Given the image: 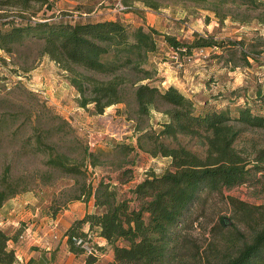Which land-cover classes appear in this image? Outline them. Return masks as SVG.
<instances>
[{
  "label": "rangeland",
  "instance_id": "1",
  "mask_svg": "<svg viewBox=\"0 0 264 264\" xmlns=\"http://www.w3.org/2000/svg\"><path fill=\"white\" fill-rule=\"evenodd\" d=\"M156 5L151 9L133 0H0L2 31L26 21L94 23L112 18L132 27L139 24L154 29L156 40V49L144 65L154 72L152 79L140 80L143 75L131 70L120 73L125 78L121 87L123 102L111 105L102 114H95L93 105L78 106L77 91L69 84L68 73L43 55L42 40L24 38L11 46V53L0 50V179L9 177L19 192L16 202L29 214L19 224H26L21 242L31 240V225L45 220L51 231L57 226L55 217L61 218L71 207L79 213L77 201H84L88 188L94 190L100 180L115 186L118 199L128 200L130 188L149 174L160 175L169 168V159L152 158L137 148L138 129L158 130V123L166 121L163 114L154 111L149 118L139 119L134 90L140 84L177 87L194 103L197 112L226 110L234 117L237 106L247 105L255 114L264 115V105L256 96L259 90L264 91L261 11L232 4L202 6L183 0L158 1ZM168 36L183 45H190L198 37L212 38L219 46L203 47L204 56L197 57V48L174 50L164 39ZM246 55L248 65L243 61ZM45 72L51 75V82H57V88L39 86ZM35 134L69 158L79 174L65 175L47 166V155L34 146ZM235 141L240 155L254 164L255 152L264 147V130L246 128ZM163 142L176 146L169 140ZM179 142L203 156L202 146L195 141L179 138ZM260 177L261 183L256 186L198 194L180 223L169 232V262L203 264L205 259L214 261L225 253L234 254L249 243L252 233L243 223L224 228L218 223L232 217L226 198L264 205V173ZM129 204L137 206L135 201ZM9 212L0 214L6 234L11 231L4 222ZM88 235L101 247L96 235ZM100 257L107 259L108 254L101 252Z\"/></svg>",
  "mask_w": 264,
  "mask_h": 264
},
{
  "label": "trees",
  "instance_id": "2",
  "mask_svg": "<svg viewBox=\"0 0 264 264\" xmlns=\"http://www.w3.org/2000/svg\"><path fill=\"white\" fill-rule=\"evenodd\" d=\"M133 1L153 9L157 7L156 2L167 0ZM183 1L202 6L232 4L258 10L264 25V0ZM154 34V29L134 28L118 21H26L4 31L0 29V50L11 53V46L24 38L42 40L43 55L68 73V82L77 91L78 106L86 108L93 105L94 113L102 114L111 105L123 102L121 87L125 78L120 73L131 70L143 75L140 80L152 79L154 72L145 69L144 65L156 49ZM164 39L179 52L184 48L219 46L212 38L198 37L190 45L180 44L169 36ZM246 58L247 55L243 61L248 65ZM80 69L102 79L81 73ZM256 96L264 105V91L259 90ZM134 99L139 119L149 118L151 111L165 116L166 121L158 123V130L138 129L137 148L152 158L169 159V168L160 175L149 174L130 188L131 198L128 200L118 199L115 186L104 180H100L94 190L88 188L87 195L82 194L85 200L93 196L97 212L86 214L82 220L74 222L64 236L68 250L84 256L86 264L95 263L103 249L94 244L98 254L84 255L77 240L87 239L94 228L98 230V237L112 249L113 261L109 264H171L167 258L168 245L172 242L169 232L180 223L198 194L219 193L242 185L256 186L261 183L260 176L264 173V147L255 152L252 164L234 146L244 129L264 130V115L255 114L247 105L237 106L234 117L226 110L197 112L194 103L175 87L165 89L151 84L137 86ZM179 138H188L202 146L203 156L182 145ZM34 139L36 149L47 155V166L65 175L79 174V168L58 153L54 146L45 144L41 135L35 134ZM164 140L176 146L170 147ZM86 157L93 159L91 154H86ZM92 165L96 166L95 160ZM8 178L4 175L0 179V210L4 203L19 194ZM131 201H135L137 206L131 207ZM226 201L232 217L220 219L219 226L235 227V223H243L252 233L251 240L234 254L225 253L214 261L205 259L203 264H264V205L253 206L234 198H226ZM86 224L89 230L83 233ZM21 234L8 235L0 229V264H21L13 249L8 248L10 240H20Z\"/></svg>",
  "mask_w": 264,
  "mask_h": 264
},
{
  "label": "crops",
  "instance_id": "3",
  "mask_svg": "<svg viewBox=\"0 0 264 264\" xmlns=\"http://www.w3.org/2000/svg\"><path fill=\"white\" fill-rule=\"evenodd\" d=\"M96 21H116L112 18L108 19H102V20H96ZM95 21V22H96ZM121 23V22H120ZM123 24V23H122ZM125 24V23H124ZM129 25L130 24H125ZM144 28V25H139ZM137 26V27H138ZM132 27V26H131ZM136 26L134 28H137ZM147 29V28H145ZM42 80L39 83V86L43 84L45 88L47 87L49 90L55 89L57 87L55 81L51 82L52 77L51 75H48L46 72L44 74H41ZM161 83V81H158ZM177 88V87H176ZM179 89V88H177ZM180 92V90H178ZM161 123V122H160ZM19 197L16 196L14 198L9 199L4 205L2 206L0 210V214L2 212L5 213L6 210L10 209V212L8 213V216L4 222L5 226L8 228H11V231L8 235H13L15 232H18V235L20 233H23L25 231V225H22L24 217L29 216L28 213H25L21 210V203H17V199ZM15 201V202H14ZM78 205L80 206L78 211L79 213H76L74 208H70L69 212L65 211L64 215L59 217H55V220L57 221V228L48 231L49 230V223L45 220H41L39 224L35 223L31 225L30 227V236L31 240L27 242H21L19 239L16 241L10 240L8 243V248L13 249L16 255V259L21 264H86L85 257L82 255H76L72 253L70 250H68L67 243H66V237L64 234L67 230L72 226V224L76 221H80L84 218L86 214H93L97 212V209L93 203V196L84 199V201H77ZM1 214V215H2ZM67 215V216H65ZM2 223H0V229ZM19 225V226H18ZM89 230V226L86 224L84 225L82 232L85 233ZM4 231V230H3ZM97 229H92L89 233L96 235L98 244L101 245V249H103L102 253L104 255L108 254L107 259H103L100 257L95 263L93 264H109L113 261V252L110 247L107 245L106 241L98 237L97 235ZM103 256V255H102Z\"/></svg>",
  "mask_w": 264,
  "mask_h": 264
},
{
  "label": "built area",
  "instance_id": "4",
  "mask_svg": "<svg viewBox=\"0 0 264 264\" xmlns=\"http://www.w3.org/2000/svg\"><path fill=\"white\" fill-rule=\"evenodd\" d=\"M195 53L197 57L204 56L203 48H199ZM19 237L20 240H23L22 234ZM77 244H79L82 250H84V255L98 254L97 250H95L94 244L92 243V238L90 237V235H87V239L85 240L83 239L77 240Z\"/></svg>",
  "mask_w": 264,
  "mask_h": 264
}]
</instances>
